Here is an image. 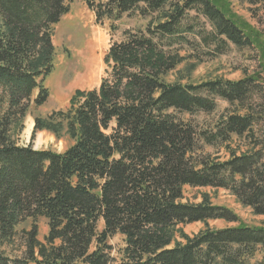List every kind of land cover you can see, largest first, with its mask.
<instances>
[{
    "label": "trees",
    "instance_id": "obj_1",
    "mask_svg": "<svg viewBox=\"0 0 264 264\" xmlns=\"http://www.w3.org/2000/svg\"><path fill=\"white\" fill-rule=\"evenodd\" d=\"M83 1L113 33L124 15L148 23L113 40L98 87L76 89L67 108L34 117L32 138L48 131L71 140L59 152L18 138L31 105L49 99L53 31L70 0H0V264H264V102L261 111L252 104L264 98V31L231 0ZM240 1L264 8V0ZM196 43L214 55L230 44L255 49L261 73L171 80L184 62L189 73L196 68L197 55L184 48ZM216 98L234 110L206 127L183 117L214 112ZM186 186L226 189L263 220L248 225L207 193L184 202ZM39 218L44 240L37 224L21 228ZM218 219L238 224L211 227ZM195 222L205 227L189 234Z\"/></svg>",
    "mask_w": 264,
    "mask_h": 264
},
{
    "label": "rangeland",
    "instance_id": "obj_2",
    "mask_svg": "<svg viewBox=\"0 0 264 264\" xmlns=\"http://www.w3.org/2000/svg\"><path fill=\"white\" fill-rule=\"evenodd\" d=\"M231 2L239 16L261 31H264L263 6L252 7L240 0H231ZM147 23L148 20L145 18L135 15H124L120 21L116 22L118 30L113 33L110 28V22L98 23L94 12L89 9L83 0H70V11L54 27L53 31V43L56 53L54 60L55 68L46 81V85L50 90L49 99L40 107L31 105L30 113L25 121V128L18 138L20 144L28 145L29 143H33L35 149H52L59 152L65 150L71 144L68 136L58 138L51 132L40 131L32 138L34 117L38 115L46 116L52 111L67 108L70 98L76 89L85 90L98 87L106 74L107 67L104 58L113 40L120 39L123 30L127 28H145ZM184 48L188 52L196 54V60L199 63L192 73H189L190 69L187 67V63L184 62L178 67L181 70L180 72H174L170 75L171 80L177 77L179 79L182 78L183 82L199 84L219 77L238 80L246 75L256 72L261 73L258 66L259 54L255 49H240L230 44L229 48L223 53L214 55L210 53V50H213L212 47H200L198 43H196L195 48L188 45ZM216 102L217 108L210 114L198 112L194 115L183 114V117L192 118L199 126L206 127L212 125L226 110H229L228 112L234 110L229 102L221 98H216ZM262 102H264V98L258 95L256 101L252 103L253 107L261 111L262 105L260 106V104ZM240 112L244 113L245 111L242 110ZM262 126H264V121L262 122ZM262 126L258 128L261 135H263ZM234 140L238 143L240 142L242 145L245 143L242 138L238 139L234 137ZM244 150H246V147H244ZM202 152L213 154L217 153V149L204 146ZM220 154L223 156V159L228 157V154L224 150H221ZM205 193L209 195L214 204L232 209L248 225H259L263 220L262 216L255 215L251 208L241 205L232 193L223 188L186 186L183 201L199 203ZM34 223L39 228V239L44 240L45 235L48 233V225L45 218H39L36 221L28 220L21 228L28 229ZM209 224L211 227L221 228L237 226L238 223L218 219L210 221ZM204 227L205 225L202 222H195L186 225L185 230L189 234H194ZM111 243L116 248L124 245L123 239L119 235L115 236L111 240ZM10 251H12V247L8 248V252L12 256L17 254L15 251ZM256 259H261V255L258 254Z\"/></svg>",
    "mask_w": 264,
    "mask_h": 264
}]
</instances>
